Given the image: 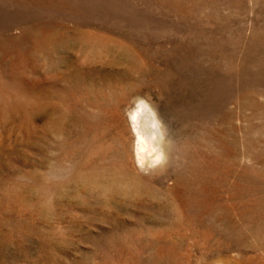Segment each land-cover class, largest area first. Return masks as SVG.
<instances>
[{
    "label": "rangeland",
    "instance_id": "374dc122",
    "mask_svg": "<svg viewBox=\"0 0 264 264\" xmlns=\"http://www.w3.org/2000/svg\"><path fill=\"white\" fill-rule=\"evenodd\" d=\"M0 264H264V0H0Z\"/></svg>",
    "mask_w": 264,
    "mask_h": 264
},
{
    "label": "bare ground",
    "instance_id": "6f19581e",
    "mask_svg": "<svg viewBox=\"0 0 264 264\" xmlns=\"http://www.w3.org/2000/svg\"><path fill=\"white\" fill-rule=\"evenodd\" d=\"M47 105L45 104V108L48 107ZM146 110H151L149 104L141 101L131 114L132 133L135 137L134 143L132 142L134 163L141 171L156 167L165 159V149L162 145L163 135L160 130L161 125L159 119L154 112L151 113L152 119L150 123L154 127V130L149 133L147 131L148 128L142 122Z\"/></svg>",
    "mask_w": 264,
    "mask_h": 264
}]
</instances>
